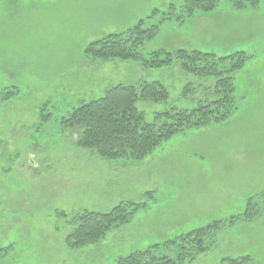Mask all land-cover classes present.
Masks as SVG:
<instances>
[{
    "label": "rangeland",
    "instance_id": "374dc122",
    "mask_svg": "<svg viewBox=\"0 0 264 264\" xmlns=\"http://www.w3.org/2000/svg\"><path fill=\"white\" fill-rule=\"evenodd\" d=\"M123 1L0 0V264H116L215 221L227 223L212 234L207 252L185 264L247 257L245 264H264V0L245 11L222 0L211 13L166 21L146 43L145 54L247 52L253 58L235 75L239 110L229 121L177 135L139 163L81 149L80 134L65 121L114 86L161 81L169 100L138 104L152 122L169 109L194 110L216 100V80L187 75L179 63L145 71L88 57L93 42L128 31L154 10L180 9L187 0ZM129 3L141 14L133 16ZM112 4L117 9L108 11ZM149 192V208L131 223L99 243L67 246L77 214L108 213L145 201ZM250 200L259 215L229 223Z\"/></svg>",
    "mask_w": 264,
    "mask_h": 264
},
{
    "label": "trees",
    "instance_id": "16d2710c",
    "mask_svg": "<svg viewBox=\"0 0 264 264\" xmlns=\"http://www.w3.org/2000/svg\"><path fill=\"white\" fill-rule=\"evenodd\" d=\"M230 1L235 11L256 9L260 3L259 0ZM221 3L222 0H187L180 9L173 6L167 12L154 10L149 18L139 21L128 31L109 35L86 49V55L93 60L133 63L145 71L170 68L179 63L187 75L215 79L217 99L207 105L201 104L194 110L172 108L156 114L152 122H147L138 104L144 101L167 102L170 95L162 82L145 81L139 86H114L103 97L82 104L65 121L69 129L80 134L78 147L92 151L104 160L139 163L175 136L194 129L222 125L237 113L239 104L235 96V75L253 58L249 53L236 52L217 57L214 53L201 51L158 50L148 54L142 51L146 43L159 36L161 26L166 21L176 19L184 23L197 13L207 14L217 10ZM145 197L143 202L122 203L108 213L85 211L77 214L71 222L75 228L67 237V246L82 249L99 243L110 231L131 223L139 212L149 208L154 193H146ZM259 213L258 204L250 200L246 212L231 218L229 223L240 218L251 220ZM63 216L67 217L66 214ZM226 223L215 221L164 245H154L145 251L122 257L116 264H185L194 261L207 252L212 234ZM166 251H175L176 255L170 257L163 254ZM249 259L230 261V264H245Z\"/></svg>",
    "mask_w": 264,
    "mask_h": 264
},
{
    "label": "crops",
    "instance_id": "0c3cea01",
    "mask_svg": "<svg viewBox=\"0 0 264 264\" xmlns=\"http://www.w3.org/2000/svg\"><path fill=\"white\" fill-rule=\"evenodd\" d=\"M123 3H126L125 1H123V0H121ZM111 7L113 8V11L115 10V9H117L113 4L108 8V11H110V9H111ZM126 8L128 7V5H126L125 6ZM129 8L133 11V16H137L138 14L140 15L141 14V12L140 11H142V8H139V6H136V5H134V4H130L129 3ZM121 12H125V14H127L128 15V13L126 12V11H124V10H120ZM150 11V10H149ZM258 35L260 36V34L258 33ZM191 47H192V45H190ZM193 48V47H192ZM193 50H200V49H193ZM227 56V55H226Z\"/></svg>",
    "mask_w": 264,
    "mask_h": 264
}]
</instances>
